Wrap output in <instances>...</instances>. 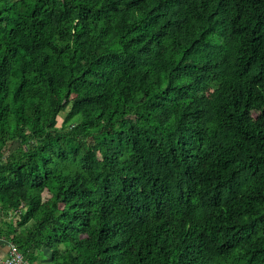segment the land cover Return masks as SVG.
<instances>
[{"label":"trees","instance_id":"obj_1","mask_svg":"<svg viewBox=\"0 0 264 264\" xmlns=\"http://www.w3.org/2000/svg\"><path fill=\"white\" fill-rule=\"evenodd\" d=\"M0 214L31 264H264V0H0Z\"/></svg>","mask_w":264,"mask_h":264},{"label":"built area","instance_id":"obj_2","mask_svg":"<svg viewBox=\"0 0 264 264\" xmlns=\"http://www.w3.org/2000/svg\"><path fill=\"white\" fill-rule=\"evenodd\" d=\"M6 242L9 244V252L4 260L5 264H31L16 243L13 241Z\"/></svg>","mask_w":264,"mask_h":264},{"label":"crops","instance_id":"obj_3","mask_svg":"<svg viewBox=\"0 0 264 264\" xmlns=\"http://www.w3.org/2000/svg\"><path fill=\"white\" fill-rule=\"evenodd\" d=\"M4 219L7 220L9 218H6V217L0 218V225H1V222L4 221ZM6 241H10V240L7 239L5 235L0 234V264H5L4 260L7 257L8 252H9V244ZM47 260H48V257H42L41 260H39L38 262L34 264H49Z\"/></svg>","mask_w":264,"mask_h":264},{"label":"rangeland","instance_id":"obj_4","mask_svg":"<svg viewBox=\"0 0 264 264\" xmlns=\"http://www.w3.org/2000/svg\"><path fill=\"white\" fill-rule=\"evenodd\" d=\"M69 110H70V108H68L67 110H65V111H63V112H61L59 114V116H58V126H62L64 120L69 115ZM20 145H21L20 141H15V142L10 143L5 149V155L7 156L11 151L17 150L20 147ZM99 155L100 154H98V156ZM0 218H3L1 214H0Z\"/></svg>","mask_w":264,"mask_h":264}]
</instances>
